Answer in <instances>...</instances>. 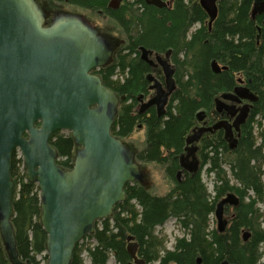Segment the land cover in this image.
<instances>
[{
    "label": "trees",
    "instance_id": "16d2710c",
    "mask_svg": "<svg viewBox=\"0 0 264 264\" xmlns=\"http://www.w3.org/2000/svg\"><path fill=\"white\" fill-rule=\"evenodd\" d=\"M57 1L94 9L101 4L106 6L109 0ZM189 1L174 0L172 10L149 6L143 0H136V4L131 5L126 3L119 10L106 9L128 40L124 54L118 53L112 64L94 71L105 86L126 96L111 132L125 141L135 131L138 121L143 119L146 146L135 157L139 162L165 166L168 176L175 181V187L167 195L158 196L138 182L127 183L126 200L115 206L111 217L97 220L94 234H87L84 238L96 241L93 247L87 248L91 264H108L110 256H114L118 264H129L132 260L127 249L130 236L139 243L138 256L147 264H153L158 258L159 264H221L224 260L233 264H264L261 261L264 257L261 250L264 228L256 223L258 209L255 208V199L244 202L247 192L264 196L261 168L264 165V131L260 134V143H257L252 119L243 126L242 137L235 149L230 148L224 130L206 134L200 140L205 150L201 166L209 164L208 170H217V181H221L215 187L214 200H209V193L197 175L199 172L184 175L182 181L177 179L178 171L182 170L180 158L186 138L198 122V113L205 110L207 119L211 120L217 112L214 108L216 96L233 90L237 74L245 75L249 87L260 97L251 116L264 121L263 20L262 17L256 21L251 18L254 0H241L240 3L221 0L212 29L202 27L186 40L194 24L203 23L206 16L210 22V16L200 1L199 4L195 0ZM141 46L157 52L174 51L172 59L177 68L178 84L163 117H159L155 109L143 115L136 109L138 96L149 92L145 75L151 68L137 52ZM214 60L226 64L229 69L214 72ZM118 69L125 75L121 78L123 81L114 80ZM50 143L59 153L58 164L72 169L77 147L71 134L54 132ZM225 165H228L235 184L220 176L219 170ZM21 166L22 160L14 152L10 170L14 206L12 224L20 260L39 264L37 256L46 251L48 239L41 223L40 189L37 184L28 182ZM227 191L240 198L241 204L235 208L237 214L224 233L208 231L209 217L218 204L215 202ZM171 217L179 219L189 230V237L178 239L172 251L159 257L162 241L154 231ZM243 229L253 231L250 239L244 240ZM81 245V242L77 244L71 264H85ZM44 258L48 260V255ZM0 264H11L1 234Z\"/></svg>",
    "mask_w": 264,
    "mask_h": 264
},
{
    "label": "water",
    "instance_id": "95a60500",
    "mask_svg": "<svg viewBox=\"0 0 264 264\" xmlns=\"http://www.w3.org/2000/svg\"><path fill=\"white\" fill-rule=\"evenodd\" d=\"M146 1L158 8L171 5L165 0ZM218 1L200 0L210 16V26L219 14ZM121 2L110 0L109 7L116 9ZM259 15H264V0H255L252 6L251 18L255 20ZM258 31L261 33V27ZM139 49L143 61L152 65L150 57L154 56L162 64L166 78L164 86L151 74L148 76L150 81L155 80L150 87L154 95L146 101L142 95L139 97V113L156 107L158 116H163L177 89L176 70L168 63L172 50L162 55L145 46ZM113 56L110 40L79 14L51 13L37 0H0V234L13 264H32L19 259L12 224L10 170L16 149L22 153L28 182L40 189L41 223L48 234V264H71L77 244L95 232L97 220L111 217L115 206L126 200L125 185L145 183V172L133 149L111 132L126 96L105 86L101 77L93 73L108 66ZM212 68L216 73L228 69L216 60ZM241 89L238 86L235 94L223 93L216 98V108L224 99L256 100L249 89H245L246 94ZM248 116L245 108L232 123L225 119L213 127L194 130L187 138L190 146L181 157L183 170L178 176L184 170L192 175L198 173L196 143L206 131L224 128L230 148L235 149L240 133L236 137L232 128L239 132ZM198 118L204 120L205 112H199ZM63 130L70 132L77 147L72 169L58 164L59 153L50 143L53 133ZM239 204L240 198L234 193H228L217 204L220 233L229 223L225 207ZM128 240L133 260L129 264H147L138 256L139 243L131 236ZM221 264L233 263L224 260Z\"/></svg>",
    "mask_w": 264,
    "mask_h": 264
},
{
    "label": "rangeland",
    "instance_id": "374dc122",
    "mask_svg": "<svg viewBox=\"0 0 264 264\" xmlns=\"http://www.w3.org/2000/svg\"><path fill=\"white\" fill-rule=\"evenodd\" d=\"M37 1L40 3V5L44 6V8H46L50 12H52V10H56V11H63V12L82 15L83 18L88 20L93 26L98 25V27L101 28V30L104 34H107L108 36L112 37L116 42V50H115L114 58L112 59L110 64H112L115 61V57L118 53H121V52L123 53L124 50L127 48L128 40H127L126 36L124 35L122 28L116 24L115 20L108 19L105 17V15H108L109 17H111L109 15V12L106 10V9H108L107 8L108 4L106 6L101 4L100 6H98L97 8H94V9H86V8H82V7H79L76 5H71V4L61 2V1H57V0H37ZM195 1L199 4V0H195ZM131 2H132V0H128V1L126 0V2H123V5L126 3H127L126 5H129ZM188 2L190 3L189 0H186V3H188ZM236 2L240 3L241 0H236ZM218 3H219V7H220L221 0H219ZM173 8H174V5L171 6L169 9L172 10ZM260 17H262L261 21L263 20L262 25H264L263 15L257 16V18H260ZM257 18L255 19V21L257 20ZM208 21H209V18H208V16H206V19L204 20L203 23L194 24V26H192L190 31L187 33L186 40L191 39L192 34L195 33L198 29H200L202 27L209 28ZM49 23H51V22L49 21ZM259 42H260L259 44L261 45L262 43L260 40H259ZM137 52L139 55L141 54V51L139 50V48L137 49ZM159 53L164 54V52H159ZM172 61H173V59H172ZM124 76L125 75H123L122 70L118 69V70H116L114 80L119 81V80H121V78H124ZM244 77L245 76L242 75V73L237 74L236 75V81L238 79L244 78ZM138 108H139V105L136 104V109L138 110ZM249 118H250L249 120L252 119L251 126L253 127L254 137L256 138L257 143H260V141H261L260 134H261V132L264 131V121L260 117L253 118L250 116ZM137 124L138 125H137L135 131L133 132V134L129 138L125 139V141H124L129 147H131L133 149L135 156H136L138 151L143 150L146 146V127H145V125H143L142 120H139ZM62 132L68 133L66 131H62ZM202 146H203V144L200 143L199 155H200L201 160H202L201 156L205 152V150L203 149ZM16 153H17V156H20L19 150L16 151ZM226 158H227V155H225V159ZM137 162L143 168V170L145 172V180H146L144 184H142V183H139V184L146 187V189L149 192H151L152 194L158 195V196H165L168 193H170L171 190L175 187L174 186L175 181L170 176H168L165 166H163L161 164L153 163V162L146 163V162H139L138 160H137ZM259 166H261V165H259ZM209 168H210L209 164H206V165L203 164L201 166L200 170L198 171L199 173L197 175L200 176L202 183L205 185V188L207 189V192L209 193V196H210L209 200L212 201L216 197L215 187L218 184L220 185L221 181H219V182L217 181L218 171L217 170L214 172L209 171L208 170ZM261 168H262V179L264 182V165ZM21 171L23 172V166H21ZM179 171H181V170H179ZM179 171H178V173H179ZM219 172H220L221 177H226L228 179H231V184H235L236 181L233 179L228 165L223 166L222 170H219ZM177 176H178V174H177ZM184 178H185V176L182 173L180 176L177 177V179L179 181H182ZM226 193L223 194L222 196H220L216 200L215 204H217L222 198H224ZM253 199H255L254 200L255 201V208L258 209V212L256 214L258 219H257L256 223L258 224V226H261L264 228V196L259 197V196L254 195V192H247V195L244 199V202L246 203V202H249ZM139 208L140 207H138V209ZM236 214H237V209H235L231 206H229L226 209L225 215H226L227 220L229 221V227H230L234 217L236 216ZM217 227H218L217 218L215 216V212H213L209 217L208 231H212V230L217 231ZM244 231H245V233H250L249 230L243 229L242 230L243 234H244ZM252 232L253 231L251 230V234H252ZM154 233L162 241V248L159 251V257L162 255H165V253L167 251H172L174 249L178 239H182L184 237H189V230L176 217H171L164 225L157 227L155 229ZM243 234H242V236H243ZM244 236H245V234H244ZM81 242H82V245L80 247V252H81L82 258L84 259V263L85 264H91V261H90V258H89L88 252H87V248L93 247L95 245L96 241L94 240V238L88 237L86 239L81 240ZM127 245H128V242H127ZM261 250L264 252V244L261 246ZM44 255H45V253L37 256V261H39V264H47L48 260L46 258H44ZM159 260H160V258L156 259L153 264H159ZM261 261L262 262L264 261V257L261 259ZM108 264H118V262L116 261L114 256H110L109 260H108ZM170 264H173V262H170Z\"/></svg>",
    "mask_w": 264,
    "mask_h": 264
},
{
    "label": "flooded vegetation",
    "instance_id": "af4514ba",
    "mask_svg": "<svg viewBox=\"0 0 264 264\" xmlns=\"http://www.w3.org/2000/svg\"><path fill=\"white\" fill-rule=\"evenodd\" d=\"M110 1V0H109ZM109 1H108V7H109ZM128 1V0H127ZM137 1H140V0H137ZM147 5H149V6H153V5H150V4H148L147 3V1L146 0H143ZM166 1V0H165ZM167 1H170L171 2V5L170 6H167L166 8H170L171 6H173L174 5V0H167ZM123 2H126V0H123L122 2H121V4H120V6L118 7V8H116V9H112V8H110L109 7V9H111V10H119L120 8H121V6L123 5ZM136 2V0H132V2L129 4V5H131L132 3H134V4H136L135 3ZM254 2H255V0L253 1V4H254ZM156 7V6H155ZM55 12H61V11H56V10H52V12L51 13H55ZM101 12V11H100ZM66 13H68V12H66ZM82 16V15H81ZM83 17V16H82ZM105 17L106 18H108V19H112V17H109L108 15H105ZM84 20H86L85 18H83ZM93 28H95V29H97L102 35H104V36H106L109 40H110V42H111V44H112V46H113V48H114V51L116 50V42H115V40L112 38V37H110V36H108L107 34H104L103 32H102V30H101V28H99L98 27V25L96 26H93L88 20H86ZM213 25V24H212ZM208 26H209V30H211L212 29V26H210V24H209V21H208ZM199 30V29H198ZM197 30V31H198ZM196 31V32H197ZM147 48V47H146ZM149 49V48H148ZM140 50V49H139ZM149 50H151V51H153L154 53H158L157 51H155V50H153V49H149ZM169 50H172V49H168L167 51H169ZM141 51V50H140ZM166 51V52H167ZM163 54V53H162ZM173 55H174V51L172 50V53H171V59H170V63H171V65H172V67H174L175 68V70H176V73H175V78H176V75H177V68H176V65H175V63H173V61H172V57H173ZM140 57H141V54H140ZM150 59H153L154 60V64H152V65H150V71L149 72H147L146 73V79H147V85H148V90H149V92L148 93H146V94H144V93H141L140 95H142L143 96V101H146V100H148L150 97H152L153 95H154V91L153 90H151L150 89V87H151V85H153V84H155V80H152V81H150L149 79H148V76L151 74L154 78H156L157 80H159V81H161L163 84H164V86H165V73H164V70H163V68H162V66H161V63H158V62H156L155 61V58H154V56H152V57H150ZM145 62V61H144ZM220 63V62H219ZM220 65H226V64H222V63H220ZM229 69V68H228ZM227 69V70H228ZM222 71H224V70H222ZM221 71V72H222ZM220 72V73H221ZM243 75V74H242ZM245 76V75H244ZM121 81H123V79H121ZM176 82H177V78H176ZM178 84V83H177ZM237 86H242V87H248L250 90H251V92H253L254 94H255V96L256 97H258V99L256 100V101H249V100H247V99H242L241 101H231V100H223V102H221V104H220V107H219V109H217L216 108V106H215V103H214V108H215V110L217 111V112H215V114L213 115V117H212V119L210 120V119H207V118H205L203 121H200L199 120V118H198V122H197V124L192 128V130H191V133H192V131L194 130V129H196V128H198V127H201V126H203L204 125V123L206 122V126H212L213 124H215L217 121H219V120H222V119H226V120H228V121H230V122H233L234 120H235V118L241 113V111H242V108H243V106L244 105H246V104H248V105H250V110L248 111V118L246 119V121H245V123H243L242 125H241V127H240V131L239 132H237V131H234V134H235V136H237V133H240V137H239V141H240V139H241V137H242V133H243V126L249 121V117L252 115V111H253V109L255 108V105H256V103H258V101L260 100V97H259V95H258V93H256V92H254L250 87H249V83H248V80L246 79V77H244V78H240V79H238L237 80V82H236V86L235 87H237ZM235 87L233 88V90L235 89ZM232 90V91H233ZM223 94V93H222ZM222 94H219L216 98H218V97H220ZM215 98V99H216ZM138 99H139V97H138ZM171 99V98H170ZM138 103H139V105H140V103H141V101H138ZM169 103H170V100H169ZM169 103H168V105H169ZM222 103H223V105H222ZM168 105H167V107H168ZM235 107L233 110H230V107ZM167 107H166V112H167ZM151 109H155V111H156V107H152V108H150L149 110H151ZM148 110V111H149ZM147 111V112H148ZM205 111V110H204ZM235 111H237V114H236V116H233L232 115V112H235ZM157 112V111H156ZM140 114V113H139ZM166 114V113H165ZM164 114V115H165ZM140 115H143V114H140ZM157 115H158V113H157ZM163 115V116H164ZM163 116H159V117H163ZM252 117V116H251ZM142 121H143V119H142ZM220 130H222V129H218V130H213V131H209V132H206L203 136H202V138L206 135V134H213V133H215V132H217V131H220ZM190 133V134H191ZM189 134V135H190ZM188 135V136H189ZM187 136V137H188ZM201 138V139H202ZM187 139V138H186ZM200 139V140H201ZM225 139H226V136H225ZM228 142V141H227ZM199 143H200V141H199ZM199 143H198V146H199ZM186 146H187V143H186ZM185 146V147H186ZM200 147V146H199ZM184 153H185V150H184ZM183 153V154H184ZM198 154H199V150H198ZM199 159H200V156H199ZM180 160H181V158H180ZM180 166H181V163H180ZM200 168H201V166H200ZM200 170V169H199ZM182 174L183 175H186V174H188V171L187 170H184V171H182ZM190 174V173H189ZM192 175V174H191ZM146 181V180H145ZM240 204H241V202H240ZM239 204V205H240ZM238 205V206H239ZM229 206H231V205H227L226 207H225V214H226V209L229 207ZM238 206H231V207H233V208H238ZM226 216V215H225ZM229 222V221H228ZM228 226H229V223H228ZM228 226H227V228H228ZM218 231V230H217ZM219 232V231H218ZM251 232L248 234V239H250V237H251Z\"/></svg>",
    "mask_w": 264,
    "mask_h": 264
},
{
    "label": "bare ground",
    "instance_id": "6f19581e",
    "mask_svg": "<svg viewBox=\"0 0 264 264\" xmlns=\"http://www.w3.org/2000/svg\"><path fill=\"white\" fill-rule=\"evenodd\" d=\"M123 1V0H122ZM200 1V0H199ZM218 11H219V6H218ZM207 12V11H206ZM209 15V14H208ZM171 59V58H170ZM218 62V61H217ZM168 63L170 64V66L172 67V65H171V63H170V61H168ZM219 63V62H218ZM220 64V63H219ZM161 66H162V64H161ZM221 67H224V66H226V65H220ZM228 67V66H227ZM162 68H163V70H164V67L162 66ZM238 87V86H237ZM237 87H235V89L237 88ZM239 88H242L241 89V93H243V94H246V91H245V89H249L248 87H242V86H239ZM235 89L233 90V91H231V92H226V93H233V94H235ZM249 91H250V93H252L254 96H255V94L253 93V92H251V90L249 89ZM245 92V93H244ZM141 95H139L138 97H140ZM256 97V96H255ZM242 99H247V100H249V101H256L257 99H258V97H256V100H252V99H249V98H247V97H240V100H237V101H241ZM245 108H248V111L250 110V105H248V104H246V105H244L243 106V108H242V110L243 109H245ZM202 111H204V110H202ZM201 112V111H200ZM205 112V111H204ZM207 114H206V112H205V118H207V116H206ZM204 118V119H205ZM222 120H225V119H222ZM203 121V120H202ZM219 121H221V120H219ZM219 121H217L216 123H218ZM230 122V121H229ZM215 123V124H216ZM230 123H232V122H230ZM206 124V122L204 123V125L203 126H201V127H206V128H210V127H213L215 124H213L212 126H206L205 125ZM201 127H198V128H201ZM198 128H196V129H194V130H197ZM222 130H224V133H225V136H226V131H225V129L224 128H221ZM193 130V131H194ZM218 130V129H217ZM193 131H192V133H193ZM213 131V130H212ZM232 131H233V133H234V131H236V128L235 127H233L232 128ZM206 132H209V131H206ZM205 132V133H206ZM191 133V134H192ZM204 133V134H205ZM190 134V135H191ZM203 134V135H204ZM188 138V137H187ZM202 138V137H201ZM200 138V139H201ZM200 141V140H199ZM199 141L196 143V145H198V143H199ZM186 143H187V139H186ZM188 146H190V145H188L187 144V146L186 147H188ZM200 146V145H199ZM186 147H185V149H186ZM185 153H186V151H185ZM184 153V154H185ZM184 154H182V155H184ZM182 157V156H181ZM181 168H182V166H181ZM183 170V169H182ZM137 182V181H136ZM139 183V182H138ZM219 203V202H218ZM42 213H43V211H42ZM14 215V214H13ZM216 216V215H215ZM226 217V216H225ZM44 228V227H43ZM217 229H218V227H217ZM247 234H249V233H247ZM47 236H48V234H47ZM132 237V236H131ZM247 237L248 236H244V240H247ZM16 238V237H15ZM129 241V240H128ZM17 242V241H16ZM47 242H48V239H47ZM80 243V242H79ZM82 243V242H81ZM16 248H17V246H16ZM17 251H18V249H17ZM6 253H7V250H6ZM45 253V255H48L49 253H48V250H47V244H46V251L44 252ZM43 254V253H42ZM44 255V256H45ZM20 259V258H19ZM48 260H49V256H48ZM22 261V260H21ZM23 262V261H22ZM12 263V262H11ZM25 263H27V262H25ZM13 264V263H12ZM47 264H48V261H47Z\"/></svg>",
    "mask_w": 264,
    "mask_h": 264
}]
</instances>
